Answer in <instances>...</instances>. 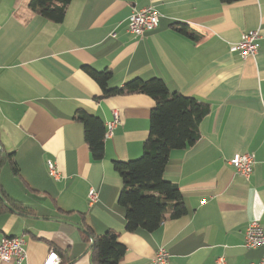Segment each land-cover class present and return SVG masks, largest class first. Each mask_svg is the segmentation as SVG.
I'll return each instance as SVG.
<instances>
[{
    "label": "crops",
    "instance_id": "1",
    "mask_svg": "<svg viewBox=\"0 0 264 264\" xmlns=\"http://www.w3.org/2000/svg\"><path fill=\"white\" fill-rule=\"evenodd\" d=\"M27 2L0 0V145L19 167L17 176L3 162L0 186L34 209L0 213V236L25 240L20 264H43L53 246L68 249L71 264H91L85 228L119 234L126 252L118 264H152L160 246L170 264H215L219 257L224 264H257L264 245L245 247L244 230L251 221L264 225V0H71L60 23ZM146 6L158 11V25L137 37L128 31L129 16ZM254 29L258 51L243 59L230 46ZM82 65L109 69V87L158 77L170 91L210 105L198 140L170 151L164 168L182 195L183 216L153 232L125 230L122 181L112 161L141 155L154 100L142 93L100 98ZM77 109L105 127L119 113L101 160H92L82 125L72 118ZM244 152L254 154L248 178L229 164ZM47 160L59 178L49 174ZM89 188L98 194L93 204Z\"/></svg>",
    "mask_w": 264,
    "mask_h": 264
},
{
    "label": "trees",
    "instance_id": "2",
    "mask_svg": "<svg viewBox=\"0 0 264 264\" xmlns=\"http://www.w3.org/2000/svg\"><path fill=\"white\" fill-rule=\"evenodd\" d=\"M71 0H28V8L42 18L54 23L64 19ZM221 3H233L240 0H219ZM188 34L186 27L177 28ZM81 68L99 85L100 98L114 95L142 93L154 100L149 114V132L142 142L141 155L126 161L113 160L112 166L119 174L122 187L118 203L124 208V225L127 232L143 230L153 232L166 219H176L186 213V208L178 186L164 178V168L170 151L193 145L199 138L198 125L210 112V105L193 96H186L168 89L165 82L152 77L143 79L134 77L121 86L109 87L112 72L109 69L95 70L88 65ZM82 125L84 141L92 160H101L104 155L106 127L97 115L77 109L72 117ZM9 163L11 172L19 175V167L13 159V152L3 148L0 152V166ZM0 194L11 207L6 208L0 199V213L17 212L32 215L34 209L11 198L0 186ZM83 242L90 247L86 254L91 264H118L126 252L119 241V234L111 229L101 235H94L89 229L81 230ZM59 256L58 264L71 261L69 250L53 246Z\"/></svg>",
    "mask_w": 264,
    "mask_h": 264
},
{
    "label": "built area",
    "instance_id": "3",
    "mask_svg": "<svg viewBox=\"0 0 264 264\" xmlns=\"http://www.w3.org/2000/svg\"><path fill=\"white\" fill-rule=\"evenodd\" d=\"M159 13L152 6H146L140 10L133 11L129 16L128 31L137 37H142L146 31L152 30L158 25ZM260 32L258 29L243 32L240 39L230 46L231 51L239 53L241 58L245 59L254 56L259 48ZM120 122V116L117 110L112 112V119L107 122L108 134L113 126ZM254 163V154L244 152L235 154L230 160L236 172L248 178L252 172ZM48 172L54 178H59L60 173L54 161H46ZM98 194L94 188H89L87 192V200L89 204H93L97 200ZM25 240L22 236L1 235L0 236V260L10 261L20 264L26 257L24 248ZM264 245V225L258 221L249 222L244 230V246L247 248H256ZM59 256L53 250L49 251L43 264H58ZM152 264H170L168 261V252L160 246L155 250ZM215 264H224L222 257L216 259ZM257 264H264V254L261 256Z\"/></svg>",
    "mask_w": 264,
    "mask_h": 264
},
{
    "label": "water",
    "instance_id": "4",
    "mask_svg": "<svg viewBox=\"0 0 264 264\" xmlns=\"http://www.w3.org/2000/svg\"><path fill=\"white\" fill-rule=\"evenodd\" d=\"M1 145H0V152H1ZM0 199L3 201V203H4V205L6 206V208H8V209H11V207L8 205V203H6V201L4 200V198L2 197V195L0 194ZM17 213V212H16ZM61 221H64V220H61ZM72 223V222H71ZM72 224H74V223H72ZM75 225V224H74ZM77 226V225H76ZM90 245H91V243L88 245V247H87V249H86V251L89 249V247H90ZM72 262H69L68 264H71Z\"/></svg>",
    "mask_w": 264,
    "mask_h": 264
}]
</instances>
